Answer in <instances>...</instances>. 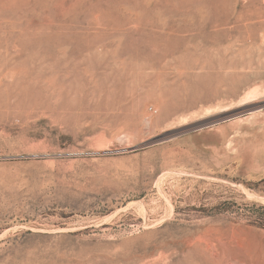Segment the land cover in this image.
Here are the masks:
<instances>
[{
  "label": "rangeland",
  "instance_id": "obj_1",
  "mask_svg": "<svg viewBox=\"0 0 264 264\" xmlns=\"http://www.w3.org/2000/svg\"><path fill=\"white\" fill-rule=\"evenodd\" d=\"M0 264H264V0H0Z\"/></svg>",
  "mask_w": 264,
  "mask_h": 264
},
{
  "label": "bare ground",
  "instance_id": "obj_2",
  "mask_svg": "<svg viewBox=\"0 0 264 264\" xmlns=\"http://www.w3.org/2000/svg\"><path fill=\"white\" fill-rule=\"evenodd\" d=\"M197 4V3H196ZM107 11V10H106ZM185 239V238H184ZM183 242V241H182ZM190 242H192V241H190ZM186 244V243H185ZM193 244H194V242H193ZM196 244V243H195ZM195 248V247H194Z\"/></svg>",
  "mask_w": 264,
  "mask_h": 264
}]
</instances>
